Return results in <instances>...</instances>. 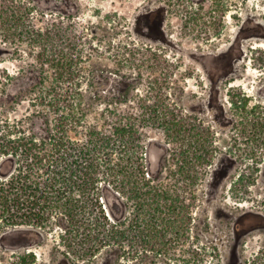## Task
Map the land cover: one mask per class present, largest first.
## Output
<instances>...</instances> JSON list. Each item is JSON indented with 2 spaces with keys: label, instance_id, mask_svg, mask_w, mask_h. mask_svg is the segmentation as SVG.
<instances>
[{
  "label": "rangeland",
  "instance_id": "1",
  "mask_svg": "<svg viewBox=\"0 0 264 264\" xmlns=\"http://www.w3.org/2000/svg\"><path fill=\"white\" fill-rule=\"evenodd\" d=\"M2 3L12 23L0 30V181L11 179L20 159L5 155V147L18 135H45L30 105L39 49L28 37L31 22L42 19L58 18L62 53L77 58L80 85L73 90L87 108L84 124L104 131L99 115L106 108L136 117L140 174L158 176L153 183L164 186L168 150L204 142L214 153L199 187L177 189L186 201L194 197L190 220L181 231L155 220L153 250L127 255L106 248L103 215L127 224L133 204L117 201L101 174L99 189L76 196L73 221L56 211L45 232H0V264H264V0ZM162 101L194 121L165 135ZM173 158L177 169L180 159ZM93 229L95 242L88 237Z\"/></svg>",
  "mask_w": 264,
  "mask_h": 264
},
{
  "label": "trees",
  "instance_id": "2",
  "mask_svg": "<svg viewBox=\"0 0 264 264\" xmlns=\"http://www.w3.org/2000/svg\"><path fill=\"white\" fill-rule=\"evenodd\" d=\"M3 5H0V30L8 32L4 29L12 23V13ZM14 27L17 30L18 23ZM61 33L58 18L31 22L28 37L39 49L35 58L39 72L35 71L38 74L36 92L30 105L40 117L45 135L41 138L18 135L5 147V155L14 154L20 159L11 179L0 181V232L15 227L45 232L51 228L56 211H62L64 219L73 221L79 202L76 196L87 194L93 187L99 189L102 174L111 184L117 201L127 199L133 204L132 218L127 224L120 219L110 221L107 214L106 218L103 215L106 248H116L127 255H138L144 247L153 250L155 220H159L164 229L173 227L176 231H181L190 220L194 197L186 201L177 189H194L201 185L214 149L204 142H190L185 145L187 148L182 145L177 153L168 150V159L160 168L166 175L164 186L153 183L158 176L148 179L143 172L140 174L136 117L126 118L120 111L106 108L99 115L106 133L84 124L87 108L83 97L73 90L80 85L75 81L79 73L77 58L73 60L67 53L63 55ZM68 84L73 87L68 88ZM95 100L101 98L91 103ZM160 108L158 119L165 135L178 134L185 123L194 121L167 107L163 101ZM71 133L75 138L70 137ZM173 157L180 159L181 166L177 169L170 167ZM164 231L163 235L159 234L162 246ZM88 237L95 242L97 231L93 229Z\"/></svg>",
  "mask_w": 264,
  "mask_h": 264
},
{
  "label": "water",
  "instance_id": "3",
  "mask_svg": "<svg viewBox=\"0 0 264 264\" xmlns=\"http://www.w3.org/2000/svg\"><path fill=\"white\" fill-rule=\"evenodd\" d=\"M164 37V36H163Z\"/></svg>",
  "mask_w": 264,
  "mask_h": 264
}]
</instances>
